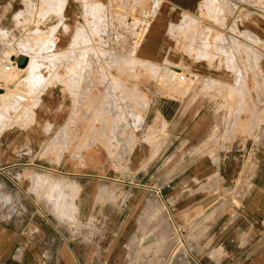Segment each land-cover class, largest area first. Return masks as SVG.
Instances as JSON below:
<instances>
[{
    "label": "crops",
    "instance_id": "crops-1",
    "mask_svg": "<svg viewBox=\"0 0 264 264\" xmlns=\"http://www.w3.org/2000/svg\"><path fill=\"white\" fill-rule=\"evenodd\" d=\"M206 1L38 0L40 41L9 53L29 64L28 48H39L40 72L17 70L37 98L0 130V264H104L89 231L108 223L105 207L121 208L122 256L154 255L128 243L130 234L159 239L161 202L186 255L201 257L195 264L214 255L264 264V121L251 131L224 119L226 96L264 78V14L240 0ZM29 2L0 0V32L22 40L33 30ZM128 15L139 20L131 38ZM242 44L259 51L258 71L242 67ZM99 47L114 49L115 71L97 72ZM6 48L0 34V69ZM174 70L196 78L164 85ZM180 151V164L164 169ZM114 190L121 204L100 198ZM134 206L153 214L131 227Z\"/></svg>",
    "mask_w": 264,
    "mask_h": 264
},
{
    "label": "rangeland",
    "instance_id": "rangeland-1",
    "mask_svg": "<svg viewBox=\"0 0 264 264\" xmlns=\"http://www.w3.org/2000/svg\"><path fill=\"white\" fill-rule=\"evenodd\" d=\"M45 6L51 4L52 2L56 3V6H59L61 3H63L64 0H44ZM242 3H252L254 7H256V11L264 14V0H240ZM30 3V2H29ZM214 3V0H207L205 2V5L207 7L211 6ZM28 7L32 8L33 16H32V23H34V28L32 31H29L26 33L24 39L19 40L16 37L9 38L4 31H1L0 34L2 35V42H4L5 45L8 46L6 48V52L1 55L2 59H9L10 54L12 52H16L18 49L16 48V45H24L23 43L28 42H36L40 41L42 37V31L39 27V20H35L36 11L39 8L38 0H34V2L30 3ZM39 18V16H38ZM123 23H127V34L131 38L133 35L136 34L134 31L136 27L138 26L139 20L136 19L135 16L128 15L125 16L123 19ZM36 23V25H35ZM100 36V35H99ZM98 36V41H102V37ZM108 37H106L107 40ZM104 39V37H103ZM39 48H28V52L31 53L34 56V59L39 58ZM258 52V53H257ZM114 49H110L108 47H99L96 50V56L98 60V69L97 72H113L116 69V65L113 63L114 59ZM26 54V53H25ZM17 55V54H15ZM27 55V54H26ZM259 51L255 50L254 48H249L248 46L242 44L241 46V60H242V67L244 66L245 71H258L259 68L262 67V64H260V67L258 65H253L251 61L259 57ZM28 56L31 58L30 63L28 64L27 68H16V70L23 71L24 69H27L28 71L32 73H36L39 76L40 72V65L36 64L34 62V59L31 55L28 54ZM113 61V62H112ZM248 62V63H247ZM250 62V63H249ZM3 64L1 63L2 68L0 69V88L2 89V92H0V121H2V125H0V130H3L7 124H9L10 118H15L14 114L23 108V100L25 98H28L29 100L33 101L35 98H37L38 91L32 92L30 89H26L24 82L22 80L17 79V71L14 73H6L3 71ZM136 72V67L133 64H129V76L131 77V72ZM256 73V72H255ZM262 77L263 74L260 73ZM179 77V71L174 70L172 73V76L169 78L162 79L161 82L164 83V85L167 83H172L173 79L177 80ZM157 78V76H156ZM196 77L194 74H192L188 81L194 80ZM9 87V88H8ZM8 88V89H7ZM226 99L230 103L229 111H226L224 114V119L226 120V123L232 122V120L241 121L242 125L246 124L247 126L251 123L250 130L254 127H260V125L264 121V78L258 80H242L241 84L239 86L238 94L232 95V93L227 97ZM235 104V106H234ZM233 105V106H232ZM12 114L13 117L10 115ZM252 126H254L252 128ZM233 131H231V135ZM182 151L179 153H176L171 159H168L166 161H163V167L164 169L169 166H176L180 164L179 159L182 157ZM131 194H129L130 200H132L133 197H130ZM101 199H110L113 200L115 203L121 204L122 202V195L119 191H104L101 193L100 196ZM234 203H238V200H235ZM121 209V208H120ZM118 209H112L106 207L105 212H107L110 215V219L108 220V223L106 224H97L93 226L96 229L94 230H88L89 225L87 223H82L79 225V230L82 232L83 230L91 232L92 236L94 237L91 241V243L95 244L102 252H106V255L99 256L101 261L99 263L109 264L110 261L107 259V251L105 247L109 246V259L112 260L114 258H117L118 260L114 262V264H195L200 263L201 257H194V260H190V257L186 255L185 252V246L183 244L184 242V236L179 234L177 230L172 227L168 223V213L165 205L161 202L160 204V237L159 239H155V241H152V239L145 238V240L141 239L143 234H130V240H129V247H131V251H137L138 248H141V251L143 248L150 249L151 251L154 250V255H148V256H137V255H130V256H122L124 252V246L122 245V239L120 234V226H119V218L121 215V210ZM126 210V208H125ZM226 210V209H225ZM99 211V209H98ZM144 211L141 206H134L130 208L129 210V216L131 217V227L135 226V221L140 215H151L152 216V208H150V211L145 210ZM144 213V214H143ZM141 219V218H140ZM195 226V225H194ZM109 232L107 234V239L102 240V238L97 239V237L101 236L100 232ZM152 226L150 227V234L148 237H152ZM189 236L192 235L190 229H188ZM116 232V233H115ZM185 233V232H184ZM147 234V233H146ZM145 235V234H144ZM113 237V239H111ZM189 241V240H188ZM126 244V241H124ZM110 243V245H109ZM155 243V246H154ZM108 244V245H107ZM258 245V244H256ZM122 256V257H121ZM262 257L256 256L253 257L254 260H261ZM104 259H106L104 261ZM205 264H225L226 260L228 259L224 255L221 256H212V259L207 261L206 258H204ZM259 263V262H258ZM260 264V263H259Z\"/></svg>",
    "mask_w": 264,
    "mask_h": 264
},
{
    "label": "built area",
    "instance_id": "built-area-1",
    "mask_svg": "<svg viewBox=\"0 0 264 264\" xmlns=\"http://www.w3.org/2000/svg\"><path fill=\"white\" fill-rule=\"evenodd\" d=\"M16 67L18 68L17 61L14 59H9L8 62H5L3 64V71H5L6 73H14L15 71H17ZM191 75L192 74L190 73L179 72L178 80L181 82H186ZM157 191L159 192L160 189L158 188Z\"/></svg>",
    "mask_w": 264,
    "mask_h": 264
},
{
    "label": "water",
    "instance_id": "water-1",
    "mask_svg": "<svg viewBox=\"0 0 264 264\" xmlns=\"http://www.w3.org/2000/svg\"><path fill=\"white\" fill-rule=\"evenodd\" d=\"M12 59L17 61L19 68H25L28 65L29 59L25 55H20L19 57H12ZM0 92H2V89L0 88Z\"/></svg>",
    "mask_w": 264,
    "mask_h": 264
},
{
    "label": "bare ground",
    "instance_id": "bare-ground-1",
    "mask_svg": "<svg viewBox=\"0 0 264 264\" xmlns=\"http://www.w3.org/2000/svg\"><path fill=\"white\" fill-rule=\"evenodd\" d=\"M99 7H100V6H99ZM96 8L98 9V7H96ZM104 8H105V7H104ZM101 9H102V8H101ZM99 10H100V9H99ZM24 55L26 56V54H24ZM19 56H20V55H18V54L15 55V57H19ZM13 57H14V55H13ZM113 61H114V60H113ZM113 61H112V62H113ZM115 62H117V61H115ZM121 62H122V61H121ZM121 62H120V63H121ZM113 63H114V62H113ZM117 63H118V62H117ZM123 63H124V61H123ZM115 64H116V63H115ZM125 64H126V63H125ZM121 66H122V64H121ZM121 66H120V68H121ZM16 68H17V67H16ZM130 79H131V78H130ZM221 83H222V81H221ZM129 88H130V87H129ZM131 88H132V87H131ZM220 88H221V87H220ZM133 89H134V88H133ZM131 90H132V89H131ZM129 92H130V91H129ZM135 92H136V90H135ZM135 92H130V93H131V94H132V93L134 94ZM130 93H129V94H130ZM136 93H137V92H136ZM153 93H154V92H153ZM104 95H108V94L106 93V94H104ZM100 96H101V95H100ZM108 96H109V95H108ZM130 96H132V95H130ZM130 96H129V97H130ZM106 97H107V96H106ZM135 97H137V96L135 95ZM135 97H132V99L135 98ZM101 98L106 99V98H104V97H102V96H101ZM107 98H108V97H107ZM138 98H139V97H138ZM138 98H137V100H138ZM97 99H98V98H97ZM135 99H136V98H135ZM98 100H100V99H98ZM137 100H135V101L137 102ZM95 101H96V100H95ZM100 101H101V100H100ZM132 101H133V100H132ZM132 101H131V102H132ZM135 101H133V102H135ZM131 102H130V103H131ZM147 102H148V101H147ZM136 104H137V103H136ZM144 116H145V115H144ZM89 143H90V142H89ZM103 210H106V207H105Z\"/></svg>",
    "mask_w": 264,
    "mask_h": 264
}]
</instances>
